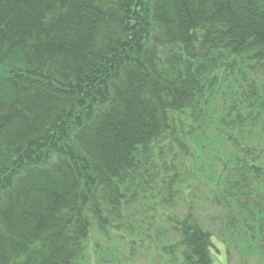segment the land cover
<instances>
[{"label": "trees", "instance_id": "16d2710c", "mask_svg": "<svg viewBox=\"0 0 264 264\" xmlns=\"http://www.w3.org/2000/svg\"><path fill=\"white\" fill-rule=\"evenodd\" d=\"M264 264V0H0V264Z\"/></svg>", "mask_w": 264, "mask_h": 264}, {"label": "rangeland", "instance_id": "374dc122", "mask_svg": "<svg viewBox=\"0 0 264 264\" xmlns=\"http://www.w3.org/2000/svg\"><path fill=\"white\" fill-rule=\"evenodd\" d=\"M217 247L220 249V253L215 252V256L214 259L219 263V264H226V260H225V252H224V247L223 244H219L217 243ZM240 256L239 254H237L236 252H233L232 255V262L233 263H238L240 261Z\"/></svg>", "mask_w": 264, "mask_h": 264}]
</instances>
